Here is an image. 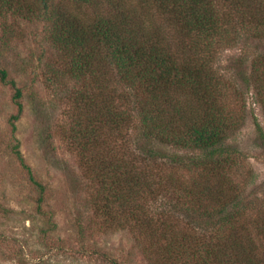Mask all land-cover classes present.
<instances>
[{
  "label": "trees",
  "instance_id": "16d2710c",
  "mask_svg": "<svg viewBox=\"0 0 264 264\" xmlns=\"http://www.w3.org/2000/svg\"><path fill=\"white\" fill-rule=\"evenodd\" d=\"M8 15L49 24L47 39L66 63L63 75L84 83L73 100L79 113L70 139L106 223L156 235L154 263L158 257L160 264H264V209L250 215L254 206L240 207L242 187L227 144L240 128L244 92L215 71L218 49L244 36L264 40V0H0V17ZM249 76L248 89L264 107V54L253 58ZM0 80L15 91V130L22 91L1 67ZM167 147L195 155H166ZM13 150L41 204L44 186L19 145ZM165 157L173 172L200 176L158 183L169 168ZM158 193L177 197V219L171 208L160 217L147 208Z\"/></svg>",
  "mask_w": 264,
  "mask_h": 264
},
{
  "label": "rangeland",
  "instance_id": "374dc122",
  "mask_svg": "<svg viewBox=\"0 0 264 264\" xmlns=\"http://www.w3.org/2000/svg\"><path fill=\"white\" fill-rule=\"evenodd\" d=\"M86 11V7L78 10L83 18L90 14ZM48 25L0 17V67L21 89L24 106L13 130L10 119L18 112L15 91L0 80V264H160L163 260L158 257L154 263L156 235L134 232V226L124 222L112 228L93 206L97 187L82 167V155L69 131L76 115L73 100L84 83L63 75L66 63L47 39ZM217 51V75L244 92L237 119L240 128L227 144L236 161L232 170L242 187L240 207L254 206L248 210L251 215L264 209V107L247 82L253 58L264 54V40L244 36L234 46ZM16 145L44 186L41 204L38 189L15 155ZM164 151L195 155L178 148ZM135 153L142 162L140 151ZM166 160L161 162L169 167L162 171L167 174H161L158 183L200 176L173 172ZM176 205L177 197L164 193L146 202L156 217L171 208L169 216L174 219L178 218L172 214Z\"/></svg>",
  "mask_w": 264,
  "mask_h": 264
}]
</instances>
